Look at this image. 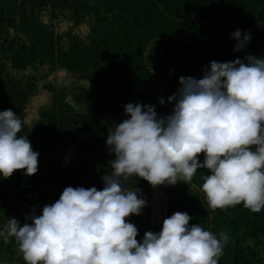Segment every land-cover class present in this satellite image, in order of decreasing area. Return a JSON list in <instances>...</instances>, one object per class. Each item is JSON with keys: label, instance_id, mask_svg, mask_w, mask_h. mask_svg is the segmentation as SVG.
Returning <instances> with one entry per match:
<instances>
[{"label": "trees", "instance_id": "16d2710c", "mask_svg": "<svg viewBox=\"0 0 264 264\" xmlns=\"http://www.w3.org/2000/svg\"><path fill=\"white\" fill-rule=\"evenodd\" d=\"M237 29L251 33L241 51L231 36ZM249 54L264 58V0H0V111L11 108L21 118L18 135L39 153L35 174L0 177V228L37 215L68 186L102 190L116 158L107 137L130 118L126 104L171 115L168 97L181 76L201 79L212 61L247 63ZM208 174L198 169L190 184L175 185L122 179L147 202L127 218L137 240L181 211L217 238L227 234L218 264H264V209H209L199 190ZM20 254L14 237H0V264H25Z\"/></svg>", "mask_w": 264, "mask_h": 264}, {"label": "clouds", "instance_id": "9594fccd", "mask_svg": "<svg viewBox=\"0 0 264 264\" xmlns=\"http://www.w3.org/2000/svg\"><path fill=\"white\" fill-rule=\"evenodd\" d=\"M243 50L251 33H231ZM210 63L203 78H179L168 97L171 115L157 117L154 105L128 103L129 115L109 132L107 145L116 158L104 187H66L41 215L23 225L8 219L0 228L5 242L14 237L25 264H218L228 241L177 211L163 220L159 232L147 231L142 242L127 218L142 212L146 200L121 180L137 176L150 185L190 184L206 168L200 191L211 210L239 204L252 212L264 209V58ZM160 104L164 99L159 98ZM21 118L0 111V177L16 170L38 171L39 153L26 135ZM204 154L203 163L199 155Z\"/></svg>", "mask_w": 264, "mask_h": 264}, {"label": "rangeland", "instance_id": "374dc122", "mask_svg": "<svg viewBox=\"0 0 264 264\" xmlns=\"http://www.w3.org/2000/svg\"><path fill=\"white\" fill-rule=\"evenodd\" d=\"M59 79H62L63 81H65L64 79H68V77L64 76L62 78V77L59 76ZM54 88H55L54 91H58L59 90V87L57 85H55ZM60 89H62V87ZM154 193H155V189H152V196L154 195ZM161 201H162V195L157 199V203H160ZM159 206H162V205H159ZM26 209H27V212H31V210L29 211L28 208H26ZM152 210L153 211L155 210L156 213H159L157 207H152ZM41 214H42V211L39 213L38 210H37V215H41ZM30 215H31L30 213H26L27 217H29ZM25 222L30 223V221L28 219L26 220V218H25L24 220L21 221V223H22L21 225H23ZM20 255H21V259H18V260H24L23 259V254H20Z\"/></svg>", "mask_w": 264, "mask_h": 264}]
</instances>
